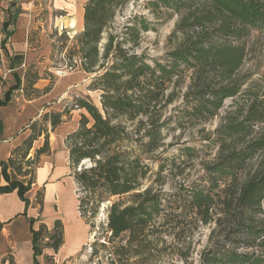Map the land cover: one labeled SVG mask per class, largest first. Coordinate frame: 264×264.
Here are the masks:
<instances>
[{"label": "trees", "instance_id": "obj_1", "mask_svg": "<svg viewBox=\"0 0 264 264\" xmlns=\"http://www.w3.org/2000/svg\"><path fill=\"white\" fill-rule=\"evenodd\" d=\"M126 2L86 0L83 6V30L75 38V53L79 67L93 75L87 89L99 92V107L86 97H76L62 111L44 112L42 128L37 129L38 118L31 121L25 127L29 135L0 161L6 181L0 185V194L16 191L25 210L29 207L27 193L39 157L50 152L49 127L59 126L73 109H83L77 128L67 134L64 143L77 185V210L89 231L94 228L89 219L107 204L105 228L109 235L101 246L110 244L108 264L186 260L191 229L209 223L214 228L199 264H264V157L253 162L264 153V89L255 90L257 82L251 80L245 86L247 75L235 77L246 54V38L253 32L264 35V0H150L153 12L163 7L167 15L179 16L175 31L180 32L178 44L166 53L164 61L153 62L125 46L135 45L141 31L153 28L144 17L130 22L122 35L108 33L100 45L116 11ZM12 18L2 22L5 36L0 38V52L8 55L10 68L23 59L20 54L12 56L5 47L13 33L7 29ZM187 72L190 82L182 95L183 107L176 115L165 117L164 109L178 97L174 86ZM24 78L14 73V84L3 93L0 81V107L11 101L14 90L26 91L29 99L40 95L35 87L38 71L31 76L25 73ZM237 96L233 109L214 130L213 139L202 136L217 145L215 157L203 165V185H180L169 193L156 189L163 165L156 171L157 177L145 183L151 172L147 161L164 144L163 127L170 122L174 124L171 130L205 123L225 99ZM2 128L0 120V135ZM40 136L43 144L29 155ZM193 150L188 145L180 149L187 156ZM82 161L90 165L76 169ZM34 203L41 211L42 189L35 192ZM29 222L33 262L38 264L37 257L44 249L57 252L60 247L62 223L56 219L51 229L44 223L34 229V219ZM98 253L92 247L90 260ZM43 259L52 261L48 255ZM5 260L15 264L10 256Z\"/></svg>", "mask_w": 264, "mask_h": 264}, {"label": "rangeland", "instance_id": "obj_2", "mask_svg": "<svg viewBox=\"0 0 264 264\" xmlns=\"http://www.w3.org/2000/svg\"><path fill=\"white\" fill-rule=\"evenodd\" d=\"M61 1L63 0H0V38H4L5 36L4 32L1 31L2 22L9 16H12V23L7 29L14 33L6 39L5 47L12 56L15 54L23 55V62L17 63L13 70H9L10 61L7 58L8 55L4 54L3 51L0 52L1 92L3 93L9 86L14 84V73L20 78L25 79V73L31 76L37 70L40 79H45L47 85L55 88L54 91L58 89L56 94L49 98V104L46 102L44 104L43 100H41L38 104L39 107L61 108L66 105L70 106L76 97H86L99 107V92L87 89L93 75L85 73L79 67L78 55L75 53V38L83 28L75 27L73 30L67 32L64 31V28H59L60 22H58L59 20L57 21V18L62 15V9L59 6ZM149 1L127 0L116 11L115 17L109 24L106 32L103 33L100 45L102 46L105 43L108 33L122 35L125 27L130 22L144 17L152 23L153 28L148 31H141L135 45L125 44V46L129 48L130 52L143 55L149 62L155 60L164 61L166 53L172 50L179 42L180 32L175 31L179 16L176 14L167 15L163 12L165 11L163 7L156 8L155 12H153L148 6ZM186 30L190 31V26H186ZM174 31L175 33L173 34ZM70 51L72 57L68 55ZM15 60L17 59L13 58V61ZM69 64H75V66L70 67ZM243 75L249 77L245 86L251 80L257 82V85L254 87L255 90L261 91L264 89V35L261 33L253 32L246 38V54L235 72V77L240 78ZM183 78L180 84L174 86L178 97L164 109L165 117L176 115L179 109L183 107L182 95L190 82V72H187ZM12 93L14 96L12 98L13 103L18 108L17 110L26 108L29 105L27 101L31 99L26 97V91L14 90ZM238 98L239 96L225 99L217 114L205 123H198L193 126L189 125L184 129L174 128L171 130L170 126L174 124L170 122L167 127H163L162 131L165 135L164 144L155 153L150 155L155 160L152 158L147 161L151 172L148 173L145 183L147 185L150 184L157 177L156 171L159 166L163 165L160 179L154 185L156 189L159 188L163 192L169 193L180 185L186 187L203 185V180L205 179L203 165L215 157L217 145L203 140L202 136L206 134L213 139L215 135L214 130L223 122L224 115L233 109L232 105H234V102ZM10 107L11 105L0 109V118L5 124L7 123ZM80 111V109H73L70 112L66 122L67 129L71 128L78 121ZM42 116L43 113L38 117L37 129L43 127ZM254 128L258 129L259 127L255 126ZM185 145L195 149L190 156L180 151L181 147ZM60 150H64L62 146H60ZM261 157H264V153L257 155L253 159V162ZM85 164H89V162L86 161ZM80 168V165H78L76 169ZM66 179H69L68 176H66ZM65 182L66 180H63L64 187L70 189V186L67 184L68 181ZM72 190H75L77 194V186L72 185ZM35 191L33 190L31 193L33 201ZM45 202L44 215L48 219L52 214L53 207L50 204L49 198ZM106 205V203H103L97 214L92 219H89L90 223L94 224L93 230L89 231V240L77 254L68 260V264H108V247H110V244L106 243V245H109L107 248L101 246V243L109 235L105 228ZM54 207L55 209L57 208L56 206ZM215 209L218 211L219 206H215ZM82 220L85 222L84 219ZM86 225L90 230L89 224ZM213 228L214 224L209 223L206 225L199 224L196 230L191 229L190 256L186 260L175 258L173 261L166 263L158 262L157 264H199L200 254L209 245L208 237ZM95 240L96 245L92 246ZM219 241H222L221 237ZM92 247L98 249L99 253L95 258L93 257L90 260ZM44 264L54 263L48 259L44 261Z\"/></svg>", "mask_w": 264, "mask_h": 264}, {"label": "crops", "instance_id": "obj_3", "mask_svg": "<svg viewBox=\"0 0 264 264\" xmlns=\"http://www.w3.org/2000/svg\"><path fill=\"white\" fill-rule=\"evenodd\" d=\"M85 1L63 0L59 3L62 9V15L57 18V21L59 20L58 22H60L59 28H64L66 32L73 30L75 27L83 28V6ZM14 67L10 68L9 66L8 68L9 70H13ZM35 87L40 90V95L27 101L29 105L26 108L17 110L18 108L14 105L12 99L14 97L13 93L11 101L5 106L0 107L1 109L2 107L11 105V109L8 111L7 125L0 118L3 126L0 135V161H5L9 157L12 148L20 145L29 135V130L24 128L31 121L36 120L42 113L49 111V109L62 111L65 107H39L38 104L41 100H43L44 104H49V98L54 96L58 89L54 91L55 88L47 85L45 79H39ZM46 87H48V90L44 92ZM80 110V114L85 112L82 109ZM63 119L64 121L53 130L49 127L48 140L50 152L42 154L39 157L34 172V183L27 193L31 202L29 207L25 210L24 203L19 199L16 191L0 194V223H2L0 232V264H9L8 260L4 261L9 256L15 264H34L31 247L30 218L34 219L32 224L34 229H37L40 223H44L48 229H51L56 219H59L62 223L63 234L60 247L57 252H54L50 248L44 249L43 254L37 257L38 264H44L43 255L51 256L54 264H68V260L77 254L89 240V229L77 210V194L75 190H72V185H77L71 174L68 149L64 143L67 134L77 128L78 121L71 128L67 129V118L64 117ZM43 141V136L35 140L29 155H32L34 150L43 144ZM60 146L64 150H60ZM66 176H68L70 181L66 179ZM63 180L68 181L67 184L70 186V189L64 187ZM4 184H6V181L1 174L0 167V185ZM39 189H42L43 199L41 211L38 204H35L31 197L32 191ZM47 198L50 199V204L53 207L52 214L48 219L44 215L45 200ZM54 206L57 207V210Z\"/></svg>", "mask_w": 264, "mask_h": 264}, {"label": "water", "instance_id": "obj_4", "mask_svg": "<svg viewBox=\"0 0 264 264\" xmlns=\"http://www.w3.org/2000/svg\"><path fill=\"white\" fill-rule=\"evenodd\" d=\"M86 163V161H82L81 162V164H80V167L82 166V165H84ZM86 166H89L90 164H85Z\"/></svg>", "mask_w": 264, "mask_h": 264}]
</instances>
